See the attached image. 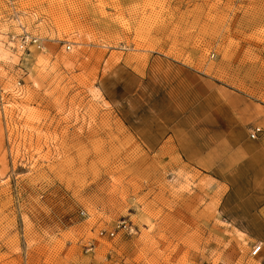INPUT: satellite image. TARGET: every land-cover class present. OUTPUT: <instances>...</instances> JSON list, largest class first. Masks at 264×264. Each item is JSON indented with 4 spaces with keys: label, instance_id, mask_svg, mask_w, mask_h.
<instances>
[{
    "label": "rangeland",
    "instance_id": "1",
    "mask_svg": "<svg viewBox=\"0 0 264 264\" xmlns=\"http://www.w3.org/2000/svg\"><path fill=\"white\" fill-rule=\"evenodd\" d=\"M195 71L264 104V0H0V264H264L158 142Z\"/></svg>",
    "mask_w": 264,
    "mask_h": 264
},
{
    "label": "crops",
    "instance_id": "2",
    "mask_svg": "<svg viewBox=\"0 0 264 264\" xmlns=\"http://www.w3.org/2000/svg\"><path fill=\"white\" fill-rule=\"evenodd\" d=\"M153 55L134 73L143 89L158 73ZM194 99L176 112L160 144L172 143L180 157L210 179L219 190L218 212L223 220L249 238L242 224L264 223V138H252L249 126L260 121L264 104L249 92L220 83L202 72H193ZM185 98V94L180 96ZM167 109V108H165Z\"/></svg>",
    "mask_w": 264,
    "mask_h": 264
},
{
    "label": "built area",
    "instance_id": "3",
    "mask_svg": "<svg viewBox=\"0 0 264 264\" xmlns=\"http://www.w3.org/2000/svg\"><path fill=\"white\" fill-rule=\"evenodd\" d=\"M18 42H19L20 48H22V49L27 47L30 44V42L35 43L37 46H39L41 48L44 47L43 42L41 41L40 38H38L36 36H31L30 34H22V36L19 38ZM263 132H264V128L260 124H251L249 126V135L252 138H257ZM117 227H123V228L129 229V225L126 223V220H121L117 224ZM110 234L114 235L115 234L114 230L110 231ZM261 248H262L261 243L254 244L253 248H252V253L253 254L259 253Z\"/></svg>",
    "mask_w": 264,
    "mask_h": 264
}]
</instances>
